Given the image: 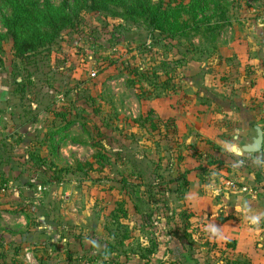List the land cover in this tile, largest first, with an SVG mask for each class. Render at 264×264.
Listing matches in <instances>:
<instances>
[{
  "label": "rangeland",
  "instance_id": "rangeland-1",
  "mask_svg": "<svg viewBox=\"0 0 264 264\" xmlns=\"http://www.w3.org/2000/svg\"><path fill=\"white\" fill-rule=\"evenodd\" d=\"M228 1L229 25L214 42L211 34L195 32L164 40L143 23L93 11L82 12L49 53L30 61L16 59L7 38L0 59V178L9 183L0 193V231L36 232L39 240L20 251L15 264H87L110 242L105 229H113L111 212L119 199L127 201L126 225L133 229L127 246L118 250L120 260L159 239L153 264L235 261L231 253L220 255L223 245L201 236L203 222L193 218L189 204L195 192L182 185L185 176L195 181L194 167L212 161L210 155L232 165L230 146L240 147L245 137L230 138L227 108L229 101L243 100L245 79L228 73L264 68V0ZM9 15L0 2L3 35V17ZM252 55L249 64L245 59ZM137 68L158 79L140 89L128 87ZM164 82L171 92H163ZM148 117L157 128L141 126ZM55 131L53 156L43 143ZM99 153L105 156L102 165L95 159ZM32 156H46L63 170L76 169L77 162L94 167L63 172L61 182L47 184L58 174L45 173ZM243 163H236L233 181L252 175ZM212 177L207 183L218 197L226 175ZM245 259L238 262L249 264Z\"/></svg>",
  "mask_w": 264,
  "mask_h": 264
},
{
  "label": "trees",
  "instance_id": "trees-1",
  "mask_svg": "<svg viewBox=\"0 0 264 264\" xmlns=\"http://www.w3.org/2000/svg\"><path fill=\"white\" fill-rule=\"evenodd\" d=\"M0 2L10 9V15L3 17L6 35L0 33V59L5 53L4 43L9 37L12 40V55L20 61H30L38 54L49 53L62 33L76 26L77 20L84 11L112 12L114 16L121 17L123 20L143 23L164 40L186 37L195 32L198 35L211 34V40L214 42L229 25L227 16L231 7L228 0H60L58 5L53 0H0ZM208 13L212 15L208 16ZM144 47L146 46L142 48ZM131 74L132 79L127 81V86L134 89H140L143 83L153 85L151 81L158 79L156 73H151V70L137 68L132 70ZM168 85V82L162 83L163 92H171ZM152 119L148 117L139 122L143 127L150 123L155 129L157 123L154 124ZM57 135L58 131L49 134L43 143L51 146L46 148H49V153L53 156L57 155V146H53ZM43 144H39V147ZM32 159L45 173L49 172L52 176L54 173L58 174L57 177L53 176L52 181L47 184L54 181L61 182L63 172L84 173L85 168L90 171L94 167L92 162L85 164L77 162L76 169L63 170L46 156H32ZM95 159L98 160L99 165H102L105 156L99 153ZM221 164L219 160H213L208 162L207 166L202 165L198 169L205 179L209 176L210 166ZM174 182L173 180L171 183ZM8 183L7 177L0 178V193L5 190ZM122 183L126 184L127 181L123 180ZM182 185L189 187L186 176L183 177ZM115 205L116 209L111 212L113 229H106L111 241L106 243L103 250L97 257L91 259L90 263L103 261L102 264H121L122 253L118 250L127 246L126 243L132 238L133 229L126 225L131 218L127 201L119 199ZM186 218L188 219L189 216L187 215ZM226 246L235 249V242L228 241ZM158 247L159 243L156 239L150 240L145 248L139 249L134 254L145 264H152ZM124 254L126 258L129 257L127 253ZM1 259L2 256H0Z\"/></svg>",
  "mask_w": 264,
  "mask_h": 264
},
{
  "label": "crops",
  "instance_id": "crops-1",
  "mask_svg": "<svg viewBox=\"0 0 264 264\" xmlns=\"http://www.w3.org/2000/svg\"><path fill=\"white\" fill-rule=\"evenodd\" d=\"M250 45L256 46L259 45V43L252 41ZM253 58H255L254 55L247 57L245 60L249 64H253L250 63L253 61ZM252 66L253 67L243 68L240 72L231 70L228 73V76L232 77L234 75L245 79V87L241 91L243 92V100L234 99L229 101L227 108L229 111L227 114L228 120H232L226 126L228 127L229 125L230 138L232 139L238 136L239 139H242V136L245 137L240 147L234 144L230 146L229 152L232 157V165L220 158L210 155L209 158L212 157V161L219 160L222 164L210 166L209 176H206L205 179L198 169V167L202 165H198L194 167L192 172L197 177L195 181L190 183L191 181L187 178L189 181V191L193 187L195 192L194 198L189 203L194 210L193 218L196 221L203 222L199 225L201 229L198 231H200L199 233L201 236L205 237L206 240L212 238L214 242L223 245L224 251L226 250V252L219 251L220 255L224 256L225 253L226 255L231 253V256L236 257L235 261L229 258L228 260H232V262L227 260L228 264H240L238 260L240 261L244 258H247L245 260H247L249 264H264V152L262 151L258 154L250 155L244 154L241 151L242 146L255 135L256 127H261L264 131V68L258 65ZM239 160L240 162H244L243 165L247 166L250 173H252L250 178H247L248 181L232 180L235 176L234 173L236 171L238 172L235 165L236 163L238 164ZM208 162H205L203 166H207ZM219 173L225 174L227 180L220 183L217 189L219 192L218 197H213V194L216 195L217 193H215L216 191H214L211 185H208L210 181L207 183V180L213 178V175L218 176ZM233 183L238 187L234 188L232 185ZM205 186L209 187L210 193L205 191ZM240 187H246L254 192H244L239 190ZM9 218L10 215H7L6 219ZM206 224L209 229L206 227ZM163 233L164 232L161 234ZM36 234L38 235L36 232H23L17 235H10L7 231H0V256H2L0 264H15V261H20V251L28 248L30 243L39 244ZM165 235L168 236L169 234L165 232ZM169 237L170 236H168V238ZM100 239L101 238L98 237V240ZM107 240L111 241L108 234ZM157 241L159 247L154 258H156L157 254L160 252V241L159 239H157ZM165 241L168 243L167 240ZM228 241L235 242V249L226 246ZM216 243H214V245ZM148 244L143 246L139 245L134 251L130 250L127 253L129 257H124V260H121V264H132V260L135 261V264H140V262L145 264V262L139 260L134 253H137L139 249L142 250ZM201 245L203 246V244ZM208 245L209 242H206L203 247ZM170 246L171 245H168V248ZM172 252L171 248L167 250L168 257ZM37 253H39V250ZM37 253L35 252L36 256L38 255ZM35 254H33L34 258ZM9 258H12V263H10ZM167 261L169 262L168 258ZM101 262H98V264ZM221 262H223V259ZM19 264H35V262L26 263L22 260V263Z\"/></svg>",
  "mask_w": 264,
  "mask_h": 264
},
{
  "label": "water",
  "instance_id": "water-1",
  "mask_svg": "<svg viewBox=\"0 0 264 264\" xmlns=\"http://www.w3.org/2000/svg\"><path fill=\"white\" fill-rule=\"evenodd\" d=\"M264 149V131L261 127L255 128V135L246 142L241 151L244 154L255 155L262 152Z\"/></svg>",
  "mask_w": 264,
  "mask_h": 264
},
{
  "label": "built area",
  "instance_id": "built-area-1",
  "mask_svg": "<svg viewBox=\"0 0 264 264\" xmlns=\"http://www.w3.org/2000/svg\"><path fill=\"white\" fill-rule=\"evenodd\" d=\"M232 185H233L234 188L238 187L235 183H233ZM239 190H242L244 192H246V191L247 192H254L253 190L251 191V190L247 189L246 187H240Z\"/></svg>",
  "mask_w": 264,
  "mask_h": 264
}]
</instances>
